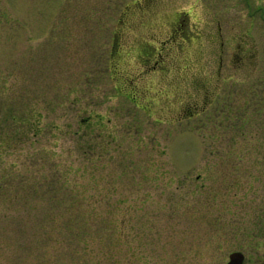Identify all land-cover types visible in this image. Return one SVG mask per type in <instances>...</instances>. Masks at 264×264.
I'll list each match as a JSON object with an SVG mask.
<instances>
[{
	"label": "rangeland",
	"instance_id": "1",
	"mask_svg": "<svg viewBox=\"0 0 264 264\" xmlns=\"http://www.w3.org/2000/svg\"><path fill=\"white\" fill-rule=\"evenodd\" d=\"M1 140L0 264H264V0H0Z\"/></svg>",
	"mask_w": 264,
	"mask_h": 264
},
{
	"label": "trees",
	"instance_id": "2",
	"mask_svg": "<svg viewBox=\"0 0 264 264\" xmlns=\"http://www.w3.org/2000/svg\"><path fill=\"white\" fill-rule=\"evenodd\" d=\"M132 88V87H131ZM131 96H132V98H134V96H133V94H131ZM112 189H110V191H111ZM112 192V191H111ZM115 204H116V206H121L122 207V213H124L125 212V205L121 202V201H116V202H114ZM114 203H112V205H114ZM122 204V205H121ZM124 205V206H123ZM126 212H127V207H126ZM126 216H129V215H125V214H123V215H121L119 218H117V219H112V220H107V221H110L111 223H112V225H117V228L118 229H116V230H118L119 231V233L120 232H122L123 231V229H124V223L126 224L127 222H125V220L127 219L126 218ZM131 217V216H130ZM129 217V218H130ZM125 218V219H124ZM128 218V219H129ZM71 220H73V219H71ZM84 221H85V219H83ZM54 222V221H53ZM117 222H121V223H117ZM129 222H130V220H129ZM115 223H117V224H115ZM124 231H125V229H124ZM118 237H119V241H121L122 242V240H120V239H122V235H118ZM121 237V238H120ZM125 246H126V248L128 249V250H130L132 247H130L129 246V240L127 239L126 241H125V244H124Z\"/></svg>",
	"mask_w": 264,
	"mask_h": 264
},
{
	"label": "water",
	"instance_id": "3",
	"mask_svg": "<svg viewBox=\"0 0 264 264\" xmlns=\"http://www.w3.org/2000/svg\"><path fill=\"white\" fill-rule=\"evenodd\" d=\"M244 254L241 251H232L228 254L226 264H243Z\"/></svg>",
	"mask_w": 264,
	"mask_h": 264
},
{
	"label": "flooded vegetation",
	"instance_id": "4",
	"mask_svg": "<svg viewBox=\"0 0 264 264\" xmlns=\"http://www.w3.org/2000/svg\"><path fill=\"white\" fill-rule=\"evenodd\" d=\"M177 25H181V24L179 23V24H177ZM1 144H2V140L0 141V145H1ZM16 180H17V179H16ZM129 217H130V216H126L127 219L125 220V222H127V223L129 222V220H130V219H128ZM130 221H131V220H130ZM127 223H126V224H127ZM127 264H129V259H127Z\"/></svg>",
	"mask_w": 264,
	"mask_h": 264
}]
</instances>
